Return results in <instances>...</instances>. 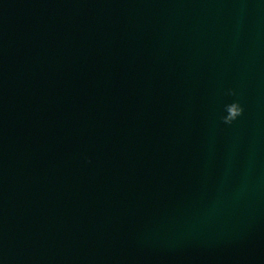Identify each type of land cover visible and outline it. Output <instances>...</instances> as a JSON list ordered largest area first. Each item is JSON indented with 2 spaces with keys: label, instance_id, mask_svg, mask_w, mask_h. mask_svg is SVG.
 I'll return each mask as SVG.
<instances>
[{
  "label": "water",
  "instance_id": "water-1",
  "mask_svg": "<svg viewBox=\"0 0 264 264\" xmlns=\"http://www.w3.org/2000/svg\"><path fill=\"white\" fill-rule=\"evenodd\" d=\"M0 264H264V0H0Z\"/></svg>",
  "mask_w": 264,
  "mask_h": 264
}]
</instances>
